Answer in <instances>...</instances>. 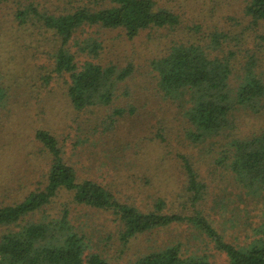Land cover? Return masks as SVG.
Returning <instances> with one entry per match:
<instances>
[{"label": "rangeland", "instance_id": "obj_1", "mask_svg": "<svg viewBox=\"0 0 264 264\" xmlns=\"http://www.w3.org/2000/svg\"><path fill=\"white\" fill-rule=\"evenodd\" d=\"M64 2L0 0V207L20 202L46 184L54 157L35 137L38 130H46L56 138L60 155L74 168L78 182H97L120 202L143 211L162 199L167 213L192 212L184 156L205 184L197 207L225 241L240 245L260 236L264 187L253 190L235 178L221 159L223 139L187 137L193 126L186 109L158 87L151 60L166 54L173 42L206 47L213 41L209 34L217 31L218 40L222 33L228 35V50L241 48L243 58L255 51L262 58L256 70L264 82L263 48L254 39L256 33H264V21L260 27H247L242 0H156L176 11L181 25L149 28L133 39L118 28H85L74 38L90 37L101 47L96 56L87 55L78 52L72 40L68 46L78 64L87 59L117 68L131 65L132 73L116 81L109 103L77 110L67 93L69 75L54 71L52 33L36 18L24 25L15 18L20 5L52 11L63 10ZM222 45L226 52L227 44ZM233 117L237 135L261 132L264 97L253 108L234 111ZM64 216L65 230L83 238L85 254L99 253L114 263L125 264L142 252L179 243L184 255L205 254L212 264H228L226 254L186 222L138 234L124 243L114 212L77 203L73 192L64 188L20 225ZM8 230L0 224V238ZM0 260L10 264L1 252Z\"/></svg>", "mask_w": 264, "mask_h": 264}, {"label": "trees", "instance_id": "obj_2", "mask_svg": "<svg viewBox=\"0 0 264 264\" xmlns=\"http://www.w3.org/2000/svg\"><path fill=\"white\" fill-rule=\"evenodd\" d=\"M242 1L243 15L248 21L246 26L260 27L264 21V0ZM64 7L63 10L55 7L52 11H39L32 4H24L16 9L15 18L20 25L36 18L52 33L56 43L54 71L69 75L67 93L77 110L109 103L116 81L132 73L131 65L117 68L87 59L78 64L74 53L69 50L72 40L78 52L87 55L96 56L101 45L90 37L74 38L77 32L94 26L118 28L127 38L133 39L149 28H176L182 23L175 10L158 5L156 0H65ZM217 33L213 31L209 34L213 41L207 48L193 43L173 42L166 54L151 60V66L158 74V87L167 96H174L178 105L186 109L185 115L193 126L187 137L193 141L223 139L221 159L227 168L242 184L253 190L254 187L260 189L264 187V130L248 137L237 135L233 112L253 108L264 97V82L256 70L262 58L255 51L243 58L241 48L238 52L228 50V35L222 33V38L218 40L215 37ZM255 38L258 48H263L264 53V33H256ZM223 43L227 44L226 52ZM35 137L44 142L54 158L42 189L30 192L20 202L0 207V224L9 227L0 238V252L10 264H119L99 253L85 254L83 238L65 230V216L61 220L20 225L26 216L33 215L48 204L61 188L72 191L77 203L114 212L119 237L124 243L138 234L186 222L223 251L228 264H264V229H259L261 235L245 244L234 245L225 241L197 207L203 198L205 184L198 180L197 172L184 156L185 189L192 212L167 213L162 199L143 211L120 202L97 182H78L74 168L60 155L56 138L46 130H38ZM125 264L212 263L205 254H182L177 243L142 252Z\"/></svg>", "mask_w": 264, "mask_h": 264}]
</instances>
